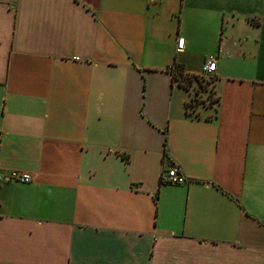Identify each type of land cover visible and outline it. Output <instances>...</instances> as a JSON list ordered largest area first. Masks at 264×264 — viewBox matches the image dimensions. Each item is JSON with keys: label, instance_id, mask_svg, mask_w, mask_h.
I'll return each instance as SVG.
<instances>
[{"label": "crops", "instance_id": "1", "mask_svg": "<svg viewBox=\"0 0 264 264\" xmlns=\"http://www.w3.org/2000/svg\"><path fill=\"white\" fill-rule=\"evenodd\" d=\"M12 172L0 264H264V0H0Z\"/></svg>", "mask_w": 264, "mask_h": 264}, {"label": "built area", "instance_id": "2", "mask_svg": "<svg viewBox=\"0 0 264 264\" xmlns=\"http://www.w3.org/2000/svg\"><path fill=\"white\" fill-rule=\"evenodd\" d=\"M185 44V40L183 38H179L178 40V51L183 50ZM206 62L203 65L201 75L202 77H211L216 72L217 68V58L214 55L207 57ZM170 73L172 77L179 78L181 77V73L177 67H172L170 69ZM34 178L30 174H22L18 172H12L9 174H0V186L6 183H21V184H30ZM187 181L183 175L179 172L177 168H170L163 172L161 177L162 185H183Z\"/></svg>", "mask_w": 264, "mask_h": 264}, {"label": "rangeland", "instance_id": "3", "mask_svg": "<svg viewBox=\"0 0 264 264\" xmlns=\"http://www.w3.org/2000/svg\"><path fill=\"white\" fill-rule=\"evenodd\" d=\"M182 85L188 92V110L194 114L202 107H208L214 104V78L194 76L182 82ZM213 103V104H212Z\"/></svg>", "mask_w": 264, "mask_h": 264}, {"label": "trees", "instance_id": "4", "mask_svg": "<svg viewBox=\"0 0 264 264\" xmlns=\"http://www.w3.org/2000/svg\"><path fill=\"white\" fill-rule=\"evenodd\" d=\"M179 73H181V75H180L181 77H180V81H179V86L182 87L184 90H186V88L182 85V82H184V80L188 79L189 76L183 75V72L181 70H179ZM218 102H219V98L216 97L214 103H218ZM187 114L193 115L192 113H190L188 111V103H187Z\"/></svg>", "mask_w": 264, "mask_h": 264}]
</instances>
